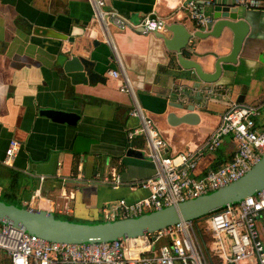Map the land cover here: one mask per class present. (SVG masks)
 Returning <instances> with one entry per match:
<instances>
[{
	"label": "crops",
	"instance_id": "obj_1",
	"mask_svg": "<svg viewBox=\"0 0 264 264\" xmlns=\"http://www.w3.org/2000/svg\"><path fill=\"white\" fill-rule=\"evenodd\" d=\"M198 1L212 16L211 0ZM229 1L244 14L248 33L236 62L222 64L219 79L207 83L182 69L175 52L166 48L159 35L168 38L171 32L118 28L96 15L95 0H0V199L61 219L98 223L106 221L108 203L146 196L147 190L131 185L155 170L143 151V136L127 135L140 124L139 116L130 114L136 107L152 119L166 142V155L196 157L195 177L228 161L236 148L230 135L215 150L205 144L222 114L232 106H258L256 120L264 123V0L257 9ZM99 9L114 10L130 22L150 15L163 19L164 27L178 23L189 32L210 31L214 24L213 19L199 28L185 0H104ZM46 28L98 41L92 55L103 81L73 84L55 64L60 45L67 42L44 36ZM231 38L226 28L220 36L192 37L182 54L211 72L215 58L229 53ZM125 84L129 91L120 89ZM180 103L193 105L197 122H168L170 112H187L175 106ZM45 108L80 117L75 125L55 122L39 114ZM12 140L19 146L7 165L2 160ZM129 148L145 157L126 155ZM204 226L197 231L208 263L235 264L222 257L229 253L228 239L223 252L216 250ZM257 228L264 242V212Z\"/></svg>",
	"mask_w": 264,
	"mask_h": 264
},
{
	"label": "built area",
	"instance_id": "obj_2",
	"mask_svg": "<svg viewBox=\"0 0 264 264\" xmlns=\"http://www.w3.org/2000/svg\"><path fill=\"white\" fill-rule=\"evenodd\" d=\"M104 0H95V13L106 17L118 28H139L143 33L162 31L161 18L145 15L138 22H130L114 10L101 12ZM245 8H261L262 0H240ZM185 8L199 28H207L212 17L207 15L198 0H185ZM116 76L117 72L112 71ZM127 83V82H126ZM122 91H129L127 85ZM258 106H232L221 116L218 126L206 141L207 148L215 150L222 138L230 135L236 144L232 157L209 169L200 177L192 175L196 157L190 153L166 155L165 140L152 119L139 108L130 114L139 116L140 124L131 128L128 138L143 136L145 155L154 164V173L131 184L143 188L147 195L135 201L120 198L108 203L106 220L137 217L144 211H154L171 204L207 194L245 174L264 152V123L256 119ZM19 144L12 140L5 150L4 164L9 165ZM119 181H115V185ZM264 212V189L235 203H229L205 217V230L214 238L215 249L224 251V238L228 239L225 262L235 264H264V242L257 228V219ZM198 230V229H197ZM192 220L182 221L162 230L134 238L101 242L64 243L48 241L9 224L0 223V255L9 264H209L198 231ZM167 237L165 243H157Z\"/></svg>",
	"mask_w": 264,
	"mask_h": 264
},
{
	"label": "water",
	"instance_id": "obj_3",
	"mask_svg": "<svg viewBox=\"0 0 264 264\" xmlns=\"http://www.w3.org/2000/svg\"><path fill=\"white\" fill-rule=\"evenodd\" d=\"M212 19L214 24L210 31L189 32L182 24H167L163 30L171 32L170 37L160 34L168 50L174 51L178 64L184 70H190L197 81L215 82L222 73V64L235 63L243 40L248 33L249 23L243 13H238L229 0H211ZM230 31L231 48L228 54L217 56L211 72L192 59L185 58L182 49L188 46L190 38L220 36L222 29ZM44 36L67 42L60 45L56 53L55 64L62 68L73 84L91 81H103L95 70V59L92 52L98 41L87 36H73L54 28H46ZM179 110L187 112L177 116L170 112L167 116L171 125L178 123H195L198 116L193 112L192 104H177ZM39 114L51 120L68 125H75L80 117L76 112L41 109ZM126 155L144 158L141 150L129 148ZM264 189V152L260 159L238 179L212 192L190 198L177 204L141 214L137 217L118 218L98 223H80L55 217L50 212L18 207L0 199V223L9 224L27 233L54 242L83 243L101 242L117 239L134 238L162 230L182 221L193 220L208 215L219 208L240 201Z\"/></svg>",
	"mask_w": 264,
	"mask_h": 264
},
{
	"label": "rangeland",
	"instance_id": "obj_4",
	"mask_svg": "<svg viewBox=\"0 0 264 264\" xmlns=\"http://www.w3.org/2000/svg\"><path fill=\"white\" fill-rule=\"evenodd\" d=\"M262 109V108H261ZM144 213H148V211H144L143 212V214ZM115 219H118V218H115ZM203 219H205V217L203 218ZM202 218H200V219H198V220H196V221H192V224H193V226H194V229H196L197 230V227H198V229L201 231V230H203V228H202V226L205 224V223H203V221H205V220H203ZM163 238H161V239H159V241L157 242V243H161V242H163V240H162Z\"/></svg>",
	"mask_w": 264,
	"mask_h": 264
},
{
	"label": "trees",
	"instance_id": "obj_5",
	"mask_svg": "<svg viewBox=\"0 0 264 264\" xmlns=\"http://www.w3.org/2000/svg\"><path fill=\"white\" fill-rule=\"evenodd\" d=\"M143 140V139H142ZM221 165V164H220ZM219 166V165H218ZM218 166H216V167H218ZM215 168V167H214ZM207 215H205V216H202V217H199V218H196V219H193L194 221H196V220H198V219H200V218H204V217H206ZM192 220V221H193ZM0 264H9V260H8V258H6L5 256H4V252H1V255H0Z\"/></svg>",
	"mask_w": 264,
	"mask_h": 264
}]
</instances>
